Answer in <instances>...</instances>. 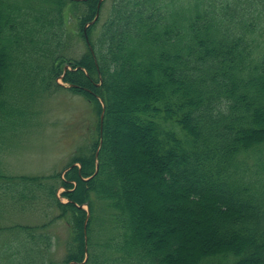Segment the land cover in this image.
<instances>
[{
	"label": "trees",
	"instance_id": "1",
	"mask_svg": "<svg viewBox=\"0 0 264 264\" xmlns=\"http://www.w3.org/2000/svg\"><path fill=\"white\" fill-rule=\"evenodd\" d=\"M59 78L96 137L63 176L0 156V216L47 218L0 264H264V0H0V154Z\"/></svg>",
	"mask_w": 264,
	"mask_h": 264
},
{
	"label": "rangeland",
	"instance_id": "2",
	"mask_svg": "<svg viewBox=\"0 0 264 264\" xmlns=\"http://www.w3.org/2000/svg\"><path fill=\"white\" fill-rule=\"evenodd\" d=\"M102 13L100 23L107 14L106 10ZM72 29L75 32L72 41L74 54L79 55L85 47L77 30ZM67 69L70 70L69 67ZM57 81L63 88L34 99L30 110L35 118L34 123L13 135L7 148L1 151V163L8 175L48 176L60 173L63 176L76 150L96 137L97 117L93 109L83 97L69 91L70 86L63 83L61 78ZM62 190L58 189V197ZM81 207L87 210L86 205ZM38 211L25 214L18 211L3 213L0 216V226L21 223L38 227L47 222V218L41 213L44 211ZM47 231L55 238L54 258H63L66 225L62 221H56ZM5 236L0 233V242Z\"/></svg>",
	"mask_w": 264,
	"mask_h": 264
},
{
	"label": "water",
	"instance_id": "3",
	"mask_svg": "<svg viewBox=\"0 0 264 264\" xmlns=\"http://www.w3.org/2000/svg\"><path fill=\"white\" fill-rule=\"evenodd\" d=\"M97 17H98V13H96L95 18H94V20H93L91 23H93L94 21H96ZM91 23H90V24H91ZM66 69H67V68H65V70H66ZM101 121H102V115L100 116V123H101ZM96 170H97V166H96ZM79 208H82V207H79Z\"/></svg>",
	"mask_w": 264,
	"mask_h": 264
}]
</instances>
